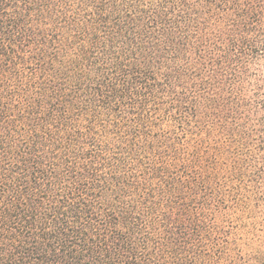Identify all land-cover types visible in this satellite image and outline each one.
Instances as JSON below:
<instances>
[{
    "label": "trees",
    "instance_id": "obj_1",
    "mask_svg": "<svg viewBox=\"0 0 264 264\" xmlns=\"http://www.w3.org/2000/svg\"><path fill=\"white\" fill-rule=\"evenodd\" d=\"M0 264H264V0H0Z\"/></svg>",
    "mask_w": 264,
    "mask_h": 264
}]
</instances>
